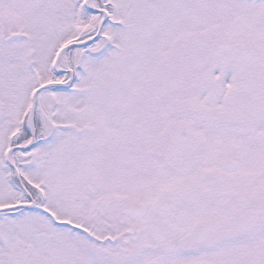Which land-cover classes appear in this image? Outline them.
<instances>
[{"label":"snow or ice","instance_id":"obj_1","mask_svg":"<svg viewBox=\"0 0 264 264\" xmlns=\"http://www.w3.org/2000/svg\"><path fill=\"white\" fill-rule=\"evenodd\" d=\"M0 264H264V0H0Z\"/></svg>","mask_w":264,"mask_h":264}]
</instances>
